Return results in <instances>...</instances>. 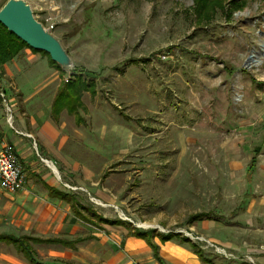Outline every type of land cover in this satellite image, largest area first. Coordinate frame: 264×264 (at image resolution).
I'll return each instance as SVG.
<instances>
[{
	"label": "rangeland",
	"instance_id": "374dc122",
	"mask_svg": "<svg viewBox=\"0 0 264 264\" xmlns=\"http://www.w3.org/2000/svg\"><path fill=\"white\" fill-rule=\"evenodd\" d=\"M26 1L73 61L55 78L47 55L21 45L16 65L37 70L27 84H96L83 98L98 118L93 139L101 167L116 162L115 206L91 197L101 213L164 234L199 233L193 210L243 223L245 195L264 198V169L244 177L264 140V0Z\"/></svg>",
	"mask_w": 264,
	"mask_h": 264
},
{
	"label": "crops",
	"instance_id": "0c3cea01",
	"mask_svg": "<svg viewBox=\"0 0 264 264\" xmlns=\"http://www.w3.org/2000/svg\"><path fill=\"white\" fill-rule=\"evenodd\" d=\"M14 59L5 64L0 87L16 101L15 127L38 138L37 152L51 162L53 171L32 150V139L7 125L0 102V139L13 146L26 177L24 189L17 193L0 186V238L24 240L40 264H251L247 256L254 264H264V198L251 192L235 213L248 216L244 224L226 223L211 210H193L187 217L189 226L200 229V234L192 229L187 234L204 237L231 257L204 248L182 231H145L120 218L105 217L91 197L105 207L115 206L116 194L109 184L115 180L110 175L116 162L101 167V146L93 139L98 118L83 98L85 89L96 95V84L85 82L86 88L69 103L58 96L68 80L61 79L54 92L48 91L51 82L32 86L27 81L36 68L16 65ZM47 62L49 73L53 70L51 74L60 78L61 69L48 56ZM224 67L228 75L233 73V67ZM263 148L264 140L252 149L244 176L249 184L264 169L259 159ZM64 184L82 186L88 193L69 191ZM0 264L31 262L12 244L0 241Z\"/></svg>",
	"mask_w": 264,
	"mask_h": 264
},
{
	"label": "water",
	"instance_id": "95a60500",
	"mask_svg": "<svg viewBox=\"0 0 264 264\" xmlns=\"http://www.w3.org/2000/svg\"><path fill=\"white\" fill-rule=\"evenodd\" d=\"M0 23L31 49L47 53L61 68H73L72 58L61 41L36 19L26 0H7L0 9Z\"/></svg>",
	"mask_w": 264,
	"mask_h": 264
},
{
	"label": "built area",
	"instance_id": "2783aa9c",
	"mask_svg": "<svg viewBox=\"0 0 264 264\" xmlns=\"http://www.w3.org/2000/svg\"><path fill=\"white\" fill-rule=\"evenodd\" d=\"M53 27L54 25L51 24L46 28L52 31ZM0 102L3 107L4 117H5V121L7 125L16 134L32 139L33 146L36 149V153H37V156L40 158V161L51 169L52 167L51 162L43 158L42 156H40L39 153L37 152V143L33 135L30 133L19 131L15 127V112H16L15 106L11 102L9 97L7 96L6 92L3 89H1V87H0ZM51 170L53 171V169ZM25 179L26 177H25L22 164L19 160L17 153H15L13 146L10 144H6L4 141L0 139V186L1 188L5 192H8L10 194L17 193L24 189L25 182H26ZM64 186L69 191H72V192L86 191L85 188L82 186H73L70 184H64ZM186 235H189V237L196 242L203 243L204 248H210L217 254L231 257V255L228 254L226 250L210 242L204 237L194 236L191 234H186ZM246 259L251 264H254V260L250 256H247Z\"/></svg>",
	"mask_w": 264,
	"mask_h": 264
},
{
	"label": "trees",
	"instance_id": "16d2710c",
	"mask_svg": "<svg viewBox=\"0 0 264 264\" xmlns=\"http://www.w3.org/2000/svg\"><path fill=\"white\" fill-rule=\"evenodd\" d=\"M21 45L29 47L25 42L15 36L13 33L9 32L6 27L0 23V80L5 64L11 62L16 56L19 55V50ZM30 48V47H29ZM35 51V50H34ZM38 52V51H35ZM44 53V52H41ZM48 56L49 61L54 66L60 68V66L54 63L50 56L47 53H44ZM85 81L79 79H70L65 84L64 88L58 95L59 97H64L69 103H73V97L80 95L82 90L85 89ZM171 234H167L166 238L170 237ZM0 241L12 244L17 248L24 256L31 262V264H40L36 262L31 256V250L25 246L24 240H17L11 237H1Z\"/></svg>",
	"mask_w": 264,
	"mask_h": 264
},
{
	"label": "bare ground",
	"instance_id": "6f19581e",
	"mask_svg": "<svg viewBox=\"0 0 264 264\" xmlns=\"http://www.w3.org/2000/svg\"><path fill=\"white\" fill-rule=\"evenodd\" d=\"M260 63H261V61H259V60L256 61V64H260Z\"/></svg>",
	"mask_w": 264,
	"mask_h": 264
}]
</instances>
